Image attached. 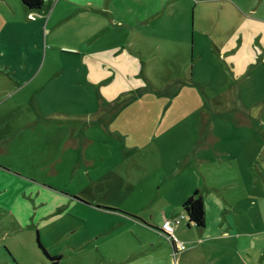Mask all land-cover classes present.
Wrapping results in <instances>:
<instances>
[{
  "label": "crops",
  "instance_id": "crops-1",
  "mask_svg": "<svg viewBox=\"0 0 264 264\" xmlns=\"http://www.w3.org/2000/svg\"><path fill=\"white\" fill-rule=\"evenodd\" d=\"M216 8L220 18L224 12L230 18L224 41ZM210 37L220 55L218 66L226 62L235 77L256 73L251 70L264 67V0H45L40 11L21 0H0V174L8 168L22 173L18 159L50 158V147L77 148L82 139L76 126L49 124L50 115L77 109L95 114L100 100L103 117L122 94L156 93L152 85L158 82L207 80ZM226 73L223 68L221 77ZM82 85L90 91L81 92ZM10 157L18 159L7 163ZM198 159L201 165L206 156ZM200 170L205 224L188 217L175 225L184 250L170 242L162 225L186 213L182 206L196 190L181 199V215L175 207L169 218L167 212L144 215L135 203L96 206L106 221L98 220L87 239L100 250L92 264H260L254 242L243 248L238 237L232 218L236 204L223 191L229 184L219 182L223 175L209 167ZM49 254L61 256V264L63 255Z\"/></svg>",
  "mask_w": 264,
  "mask_h": 264
},
{
  "label": "rangeland",
  "instance_id": "rangeland-1",
  "mask_svg": "<svg viewBox=\"0 0 264 264\" xmlns=\"http://www.w3.org/2000/svg\"><path fill=\"white\" fill-rule=\"evenodd\" d=\"M214 11L224 41L230 18ZM208 42L210 77L201 83L158 82L152 85L156 93L122 94L103 117L96 100L95 114L77 109L46 119L75 125L82 142L50 147L42 162L14 158L22 173L8 168L0 174V264H50L38 238L49 253L63 255L61 264H92L100 250L87 239L98 220L106 221L96 206L127 202L143 207L144 215L167 212L169 218L175 209L181 215V199L204 186L200 167L223 175L218 180L229 184L223 191L236 204L232 218L241 244L253 241L255 258L264 263V67L235 77L226 62L218 66L212 37Z\"/></svg>",
  "mask_w": 264,
  "mask_h": 264
},
{
  "label": "trees",
  "instance_id": "trees-1",
  "mask_svg": "<svg viewBox=\"0 0 264 264\" xmlns=\"http://www.w3.org/2000/svg\"><path fill=\"white\" fill-rule=\"evenodd\" d=\"M22 3L31 11H40L45 0H21ZM183 210L187 213L189 221L204 226L205 224V208L204 200L199 190H196L183 204ZM39 247L43 254L49 260L50 264H60L61 256H52L47 249L40 243Z\"/></svg>",
  "mask_w": 264,
  "mask_h": 264
},
{
  "label": "built area",
  "instance_id": "built-area-1",
  "mask_svg": "<svg viewBox=\"0 0 264 264\" xmlns=\"http://www.w3.org/2000/svg\"><path fill=\"white\" fill-rule=\"evenodd\" d=\"M188 215L186 213L182 214L179 218L166 219L162 225V231L167 235L170 242L176 246L178 249H185V245L180 242L174 234L175 225L179 224L183 219H187Z\"/></svg>",
  "mask_w": 264,
  "mask_h": 264
}]
</instances>
